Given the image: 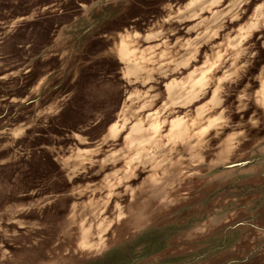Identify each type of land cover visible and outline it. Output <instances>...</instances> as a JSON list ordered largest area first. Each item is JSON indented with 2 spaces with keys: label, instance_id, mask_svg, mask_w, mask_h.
Wrapping results in <instances>:
<instances>
[{
  "label": "rangeland",
  "instance_id": "obj_1",
  "mask_svg": "<svg viewBox=\"0 0 264 264\" xmlns=\"http://www.w3.org/2000/svg\"><path fill=\"white\" fill-rule=\"evenodd\" d=\"M263 88L264 0H0V264H264Z\"/></svg>",
  "mask_w": 264,
  "mask_h": 264
},
{
  "label": "bare ground",
  "instance_id": "obj_2",
  "mask_svg": "<svg viewBox=\"0 0 264 264\" xmlns=\"http://www.w3.org/2000/svg\"><path fill=\"white\" fill-rule=\"evenodd\" d=\"M147 37V36H146ZM121 52H123L124 55H126V58H129L130 55L132 54V51L129 49L127 44H123V48L121 49ZM131 72V71H130ZM216 95V94H215ZM263 101H264V89H263ZM158 128V124L153 125V129L156 130ZM111 131L114 133L116 131V126L115 124L112 125ZM159 132V131H158Z\"/></svg>",
  "mask_w": 264,
  "mask_h": 264
},
{
  "label": "crops",
  "instance_id": "obj_3",
  "mask_svg": "<svg viewBox=\"0 0 264 264\" xmlns=\"http://www.w3.org/2000/svg\"><path fill=\"white\" fill-rule=\"evenodd\" d=\"M127 44L125 41H121L120 43H119V46H118V53H119V56L121 57V58H126V55H124L123 54V52H121V49L123 48V44ZM203 77H204V75H201L200 77H199V79H197L196 80V82L195 83H197V84H201L202 83V79H203ZM264 89V88H263ZM110 130H111V128H110Z\"/></svg>",
  "mask_w": 264,
  "mask_h": 264
}]
</instances>
